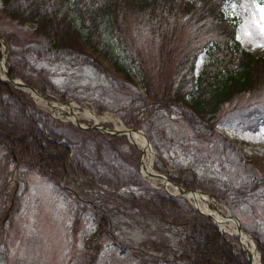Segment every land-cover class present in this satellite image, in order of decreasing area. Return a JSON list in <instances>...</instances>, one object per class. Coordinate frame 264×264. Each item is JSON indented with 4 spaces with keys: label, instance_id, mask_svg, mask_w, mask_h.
I'll list each match as a JSON object with an SVG mask.
<instances>
[{
    "label": "rangeland",
    "instance_id": "obj_1",
    "mask_svg": "<svg viewBox=\"0 0 264 264\" xmlns=\"http://www.w3.org/2000/svg\"><path fill=\"white\" fill-rule=\"evenodd\" d=\"M2 4L0 0V30L12 33L20 41L30 42L34 46L31 31L35 23H19L11 19L3 12ZM224 11L236 22V38L241 45L264 56V0H227ZM171 24L174 25L173 22ZM176 25L180 26L179 30L170 40L174 47L185 43L193 34L190 22L177 20ZM121 30L122 37L115 41V46L128 77L117 71L106 58L101 60L102 67L85 62L76 55H65L60 59L52 58L45 52H34L35 58L30 55L37 70L31 69L27 73L31 80L43 85V93L55 107L48 105L44 99H35L23 86L0 77L11 88L20 90L21 101H32L30 107L27 105L32 122L18 115L12 106L6 108L10 120L29 126L34 123L39 132H43V122L51 124L52 129L64 134L71 142L73 158L91 170L95 177L105 179L100 185L101 189L90 187L80 195L92 202L97 196L107 198L102 209L109 215L108 230L97 233L96 209L92 202L80 201L75 197L79 189L68 186L64 181L52 180L47 173H40L27 162L12 161L4 145L0 144V220L5 217L3 223L0 222V264H175L173 255L176 252L177 228L159 215H147L139 208L133 209L123 199L129 191L138 194L142 191L141 185L134 182L135 176L138 173L141 175L142 153L139 145L129 142L126 135L112 136L99 130L98 135L93 136L58 123L69 121L87 129L68 119L74 110L65 108L63 103L66 102L77 105L75 111L83 125L95 121L85 116V106L98 117L103 118L106 113L116 116L127 127L130 126L124 122V114L128 112L123 108L132 105L134 113L144 115L143 108L139 112L136 110L139 105L136 100L138 89L144 88L143 73L154 78L153 85L160 88L161 75L158 72H167L168 76L172 62L160 60L163 39L147 16L127 12ZM4 42L8 55L9 46ZM204 62L205 53L202 52L196 60V73ZM5 64L9 66L10 63L6 60ZM14 77L23 81L19 76ZM60 95L67 100H62ZM262 104L264 86L233 98L222 107V116L209 132L211 137L225 140L228 145L254 158L259 167L264 166V121L254 126L251 117L243 118L242 115L255 106L262 108ZM158 112L161 116L160 126L150 127L151 166L170 180L169 176L184 178L193 174L196 176L195 183L200 184L196 189L210 194L205 189L212 186L219 190L227 180L255 173L254 169L247 167V171H244L237 164V156L228 150L231 147L225 150L220 145L222 142L216 144L206 139L200 140L194 129L179 116L177 109L161 108ZM109 122L100 120L102 124L115 126ZM235 168L238 174L234 172ZM143 179L145 186L170 194L171 190L161 179ZM183 198L189 202V199ZM217 201L225 213L240 219L243 228H259L263 230L261 233L264 232L262 197L260 200L254 198L253 207L242 208L243 211L236 214L223 201ZM251 240L254 241L253 236ZM255 248L261 264L256 244Z\"/></svg>",
    "mask_w": 264,
    "mask_h": 264
},
{
    "label": "trees",
    "instance_id": "obj_2",
    "mask_svg": "<svg viewBox=\"0 0 264 264\" xmlns=\"http://www.w3.org/2000/svg\"><path fill=\"white\" fill-rule=\"evenodd\" d=\"M227 0H2L3 12L19 23H35L32 33L34 46L20 41L14 34L0 30L9 46L7 60L9 74L19 76L29 85L44 92L42 84L31 80V69H36L31 60L34 52L47 53L60 59L65 55H76L83 61L103 66L101 60L108 59L117 71L129 76L125 65L116 50L115 41L122 37V21L127 12L147 16L163 39L160 44V60L172 62L169 75L158 72L161 87L153 85L149 74L143 73V90L138 89L139 105L144 115L134 113L133 106L123 108L124 122L139 127L149 136L150 127L160 126L158 109L175 108L179 116L194 129L202 140L219 144L237 156V164L244 171L254 169L255 173L239 175L235 180H227L221 188L208 190L217 200L223 201L232 213L242 208L253 207V199L264 200V166H257L254 158L211 137V132L222 116L221 109L240 95L248 94L264 86V56L245 49L236 38V22L229 18L224 6ZM188 21L193 26V34L178 47L170 40L179 30L175 22ZM174 23V25L171 24ZM205 53V62L196 73V60ZM35 58V56H34ZM164 61V62H165ZM163 66V62L161 64ZM106 70L103 68L102 70ZM20 90L11 88L0 78V144L6 154L16 163L27 162L40 173H47L52 180L64 181L68 186L86 193L90 187L101 189L104 178L95 177L72 156V144L64 134L52 129L51 124L43 122V132L31 126L10 120L6 111L12 106L18 115L32 122L27 105L32 101L20 100ZM62 100H67L60 95ZM246 110L243 118L251 117L254 126L264 121V104ZM246 121V120H242ZM70 129L98 135L95 128L83 129L71 122H58ZM129 143V142H128ZM130 144V143H129ZM131 145V144H130ZM156 145V142H155ZM255 162V163H254ZM235 173L238 174L235 168ZM184 178L171 180L185 189L200 186L195 183L196 176L188 174ZM134 182L141 185L142 191L127 192L125 199L133 209L143 210L147 215H159L177 228L175 264H250L246 253L239 246L235 235L221 232L213 220L189 203L183 197H175L162 189L145 186L146 181L138 173ZM63 183V182H61ZM261 195V196H259ZM107 198L92 202L96 209L97 233L108 230L109 215L102 209ZM131 208V209H132ZM243 211V210H241ZM5 217L0 222L3 223ZM253 236L264 264V232L259 228H246ZM264 229V227H263Z\"/></svg>",
    "mask_w": 264,
    "mask_h": 264
},
{
    "label": "bare ground",
    "instance_id": "obj_3",
    "mask_svg": "<svg viewBox=\"0 0 264 264\" xmlns=\"http://www.w3.org/2000/svg\"><path fill=\"white\" fill-rule=\"evenodd\" d=\"M1 67L2 66L0 63V68ZM0 72H1L2 76L5 75L4 71H2V69ZM26 90L28 92H30L35 99L43 100V99H41L40 96H38L36 94V92L34 90H32L30 88H26ZM45 102L48 105L55 107L54 103H49L48 101H45ZM64 107L67 108L68 110H74L75 111V108L77 107V105H75L74 103H67L66 105H64ZM83 109L85 110V112H84L85 116L91 117L95 121H99V122H100V120L113 122L116 128L125 130L128 138L131 141L138 144L140 149H141L143 170L151 172V174H152L151 178H156L155 175L153 174L154 170L151 166L152 151L149 147L145 146L143 135L141 133L136 132V131L126 130L127 126H125L123 124V122H121V120L118 117L112 116L109 113H106L104 115V117L102 118V117H98L91 109H89L86 106ZM163 183L166 187H168L171 190L172 193H176V194L181 193L184 196H186L188 199H190L191 201H194L196 203V205L199 208H201L202 210L210 212L215 217L217 224L222 231L230 232L232 234H234V233L240 234V233H238L236 225L234 223H232V222H229V224L224 223L223 220L225 219L226 213L223 211V206L220 203H218L209 193H207L201 189H196L195 192H193V191H182L171 182H164L163 181ZM239 238L241 239V242L246 246V248H248L250 255L252 256V259H253V264H259L257 253L254 250L253 242H252L251 238L244 231L241 232V234L239 235Z\"/></svg>",
    "mask_w": 264,
    "mask_h": 264
},
{
    "label": "water",
    "instance_id": "obj_4",
    "mask_svg": "<svg viewBox=\"0 0 264 264\" xmlns=\"http://www.w3.org/2000/svg\"><path fill=\"white\" fill-rule=\"evenodd\" d=\"M7 49H6V46H5V42H4V39L3 37L1 36L0 34V63L2 65V69L4 70V73H5V76H2L0 75V77L4 80L8 79L9 81L11 82H15L21 86H23L25 89L26 88H30L32 90H34L36 92V94L38 96H40L42 99H44L45 101H48L49 103H53L52 100H50L48 97L45 96L44 93H40L38 92V90L33 87V86H29L27 85L26 83H24L22 80L14 77V76H11L9 74V71H8V65L5 64L6 60H7ZM8 61V60H7ZM66 105V103H63V105ZM68 119L74 121V123H76L77 125L81 126V127H84V128H95V129H98L104 133H107V134H110L112 136H117V135H126V131L125 130H122V129H118L116 128L115 126L113 127H110L108 125H105V124H102L100 123L99 121H93L91 124L89 125H83V123L81 122V120L79 119V115L77 114V111H72L70 113V116L68 117ZM126 130H130V131H136V132H139L143 135V139H144V142H145V146L149 147L151 150H152V147H151V143H150V140L148 138V136L146 135V133L144 132L143 129L141 128H138V127H126ZM126 137L128 138V136L126 135ZM129 142L133 143V141H131L129 138H128ZM153 174L155 175L156 178H159L161 179L162 181L164 182H171L173 183L176 187H178L180 190L182 191H193L195 192L196 188L194 189H185L184 187H182L181 185L177 184V183H174L172 182L164 173H162L161 171L157 170V169H153ZM140 173L141 175L144 177V178H151V172L149 171H144L143 168H142V159H141V162H140ZM170 194L172 195H179V196H183V197H186L184 196L183 194L179 193V194H176V193H172L170 192ZM211 195V194H210ZM212 196V195H211ZM213 197V196H212ZM187 198V197H186ZM214 198V197H213ZM188 199V198H187ZM215 199V198H214ZM216 200V199H215ZM217 201V200H216ZM189 202L192 203L195 208L201 212L202 214L206 215V216H209L212 220H213V223L216 224V226L218 227L219 230H221L217 224V221L215 219V217L208 211H204L202 210L201 208H199L196 203L194 201H191L189 199ZM218 202V201H217ZM219 203V202H218ZM225 224H227L228 222H232L236 225V228H237V231L238 233L241 234V232H245L250 238H252V236L249 234V232L243 228V225L240 221V219L236 216V215H233V214H230V213H226L225 215V219L223 220ZM240 234H235L234 235L237 237L238 239V242H239V246L242 248V250L246 253L247 255V259L249 261L250 264H253V259H252V256L250 255V252L248 250V248H246V246L241 242V239L239 238V235ZM253 247H254V250L256 251V248H255V243L253 241ZM259 262V261H258Z\"/></svg>",
    "mask_w": 264,
    "mask_h": 264
}]
</instances>
